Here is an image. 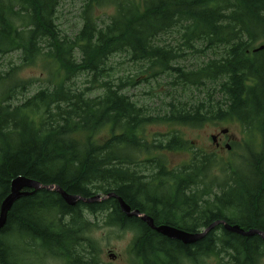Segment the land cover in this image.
Returning a JSON list of instances; mask_svg holds the SVG:
<instances>
[{
    "label": "trees",
    "instance_id": "16d2710c",
    "mask_svg": "<svg viewBox=\"0 0 264 264\" xmlns=\"http://www.w3.org/2000/svg\"><path fill=\"white\" fill-rule=\"evenodd\" d=\"M63 1L0 0V61L13 52L20 58L0 71L1 197L21 174L85 197L116 192L156 225L197 232L225 219L264 231V48L255 51L264 45V0H71L82 2L72 36L57 24ZM104 7L114 11L99 13ZM117 55L131 64L129 74H117ZM39 60L47 80L25 97L37 80L16 74ZM162 80L163 114L148 113L126 92ZM230 121L243 130L240 162L195 147L178 131L145 135L153 122ZM176 150L190 157L169 171L162 154ZM100 223L134 230L132 264L264 261L258 235L219 224L184 244L128 217L116 198L69 205L40 189L13 204L0 230V264H21L22 253L34 264L37 257L106 264L93 236Z\"/></svg>",
    "mask_w": 264,
    "mask_h": 264
},
{
    "label": "rangeland",
    "instance_id": "374dc122",
    "mask_svg": "<svg viewBox=\"0 0 264 264\" xmlns=\"http://www.w3.org/2000/svg\"><path fill=\"white\" fill-rule=\"evenodd\" d=\"M81 1H71L65 0L60 3L58 7V19L57 24L61 29L63 34L67 36H72L81 25ZM114 9L112 7H104L99 10V13H111ZM173 36V35H172ZM171 36V37H172ZM259 44V43H258ZM115 64L117 74H123L125 71L127 74L131 71V64L125 62L124 58L117 55L115 58ZM124 61V62H123ZM120 62H123L120 64ZM10 63H20L19 53L13 52L4 56L3 61L0 63V71H6L9 68ZM43 61L39 60L35 65H27L21 67L16 74V78L20 80H31L35 79V83L32 86H28L25 92V97L31 96L37 92L47 80L48 69L43 65ZM190 65L195 63V60L190 59L185 62ZM86 77H80L77 82L79 85H84L86 82ZM165 83V81H160V83H154L153 86L139 85L135 87H128L126 92L140 105L148 109V113L157 115L163 114L166 110V100L164 98L163 92L165 91V86H159ZM159 84V85H158ZM5 88V85H3ZM1 91V89H0ZM151 92L155 94H151ZM196 95V94H194ZM197 96V95H196ZM23 99V96H22ZM223 128H228L230 131V137L232 141L236 142L234 150L231 152L224 151L225 158L233 157L236 161H242L241 154L243 149L240 144L243 142V130L242 126L237 122H208L200 127H193L189 125L181 124H169L167 122H153L145 126V135L148 138H152L156 134H170L172 132L178 131L183 134L186 139H188L195 147L202 148L205 150L214 149V144L212 140V133L218 132L221 134ZM105 135V132L102 133ZM226 138V137H225ZM259 139L258 136H256ZM226 141H229L225 140ZM166 156L168 162H184L190 157V153L185 150L168 151ZM201 228L200 230H204ZM93 236L99 241L101 246V260L106 264H132L131 257L129 255V247L135 236V232L132 229H122L118 227H109L100 223V225L93 232ZM14 237V236H13ZM110 254H114L113 257ZM45 264H63L60 260L56 258H47L44 260ZM209 264H216V258L211 257L208 260ZM264 264V261L261 263Z\"/></svg>",
    "mask_w": 264,
    "mask_h": 264
},
{
    "label": "water",
    "instance_id": "95a60500",
    "mask_svg": "<svg viewBox=\"0 0 264 264\" xmlns=\"http://www.w3.org/2000/svg\"><path fill=\"white\" fill-rule=\"evenodd\" d=\"M264 48L260 46L255 50H260ZM224 133L227 132V129L222 130ZM217 136H213V140H216ZM227 147L230 149V145L227 144ZM25 188L33 189L31 191L25 190ZM40 189H48L54 190L61 194L64 200L69 205H75L78 201H82L87 204L101 202L108 198H116L119 202L120 209L128 216V217H139L141 220L147 223V225L156 230L157 232L161 233L164 236H167L170 239L178 240L183 242L184 244H193L202 238L215 226L222 224L226 230L232 233H236L245 237H252L255 235L260 236L264 239V231L258 228H251V229H244L238 224H231L225 219H220L213 222L210 226L205 228L202 231L197 232H190L185 229L170 225V224H161L156 225L155 221L152 216L141 212L140 209H132L129 203H127L121 196H119L116 192H110L107 195H103L101 193L93 195L91 197H85L78 194H71L68 193L64 188H62L58 184H44L39 180L27 177L25 175H17L11 180L10 192L9 194L3 199L1 206H0V230H2L8 220V214L13 206V204L21 197L30 195L37 190ZM111 257L114 254H110Z\"/></svg>",
    "mask_w": 264,
    "mask_h": 264
},
{
    "label": "flooded vegetation",
    "instance_id": "af4514ba",
    "mask_svg": "<svg viewBox=\"0 0 264 264\" xmlns=\"http://www.w3.org/2000/svg\"><path fill=\"white\" fill-rule=\"evenodd\" d=\"M3 59H4V56L1 58V61H0V63L3 61ZM217 135V138H216V140H214V142H213V144H214V149H212V151H215L218 155H224V151H226V150H228V151H231L232 149H233V146H232V144H233V142L234 141H232V138L230 137V131L228 130L227 132H225V133H218V132H215V133H212V135ZM227 138V140H229V141H226L225 142V140H226V138ZM227 144H229L230 146H231V148L229 149L228 147H227ZM168 154H162V156H167ZM182 162H167V166H168V170L169 171H173V170H175V169H178V171H180L179 169H180V167L182 166ZM25 190H27V191H31V190H33V189H28V188H25ZM1 190H0V206H1V203H2V201H3V199L8 195V194H4L2 197H1ZM9 192H10V190H9ZM33 194H35V192L34 193H32V194H30V196H32ZM27 196H29V195H27ZM24 197V196H23ZM159 197H162V199H164V197L165 196H159ZM146 214H149V213H147V212H145ZM161 224H164V223H161ZM19 260L22 262V263H25V264H34L33 263V261H32V259L30 258V256H28V257H24V255H23V253L22 254H20V257H19ZM44 260L45 259H40V258H38L37 257V262H38V264H45L44 263ZM21 263V264H22Z\"/></svg>",
    "mask_w": 264,
    "mask_h": 264
},
{
    "label": "bare ground",
    "instance_id": "6f19581e",
    "mask_svg": "<svg viewBox=\"0 0 264 264\" xmlns=\"http://www.w3.org/2000/svg\"><path fill=\"white\" fill-rule=\"evenodd\" d=\"M9 194V193H8Z\"/></svg>",
    "mask_w": 264,
    "mask_h": 264
}]
</instances>
